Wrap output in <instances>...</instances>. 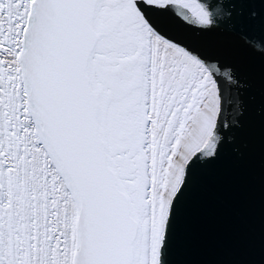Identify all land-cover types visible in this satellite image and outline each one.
I'll return each instance as SVG.
<instances>
[{
    "label": "snow or ice",
    "instance_id": "6c2138e0",
    "mask_svg": "<svg viewBox=\"0 0 264 264\" xmlns=\"http://www.w3.org/2000/svg\"><path fill=\"white\" fill-rule=\"evenodd\" d=\"M253 2L0 0V264H166L245 110L234 69L183 33Z\"/></svg>",
    "mask_w": 264,
    "mask_h": 264
},
{
    "label": "water",
    "instance_id": "95a60500",
    "mask_svg": "<svg viewBox=\"0 0 264 264\" xmlns=\"http://www.w3.org/2000/svg\"><path fill=\"white\" fill-rule=\"evenodd\" d=\"M238 7L253 9L255 19L245 18L232 30L183 33L234 69L245 110L235 141L225 144L217 160L198 167L166 264H264V53L242 38L264 49V3Z\"/></svg>",
    "mask_w": 264,
    "mask_h": 264
}]
</instances>
